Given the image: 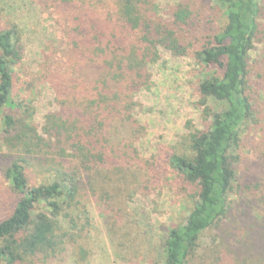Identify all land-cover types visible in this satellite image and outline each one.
I'll use <instances>...</instances> for the list:
<instances>
[{
	"label": "trees",
	"instance_id": "obj_1",
	"mask_svg": "<svg viewBox=\"0 0 264 264\" xmlns=\"http://www.w3.org/2000/svg\"><path fill=\"white\" fill-rule=\"evenodd\" d=\"M30 1L50 38L33 49L36 25L0 27V264H87L92 211L112 255L137 264L128 200L152 190L154 165L138 151V94L164 53L203 75L200 127L187 121L166 158L186 218L158 264H264V62L251 56L261 0H175L161 21L150 0Z\"/></svg>",
	"mask_w": 264,
	"mask_h": 264
},
{
	"label": "rangeland",
	"instance_id": "obj_2",
	"mask_svg": "<svg viewBox=\"0 0 264 264\" xmlns=\"http://www.w3.org/2000/svg\"><path fill=\"white\" fill-rule=\"evenodd\" d=\"M153 3L154 18L158 21L166 19L168 11L175 0H150ZM260 29L264 32V0L260 1ZM47 15V14H46ZM42 19V20H41ZM43 17L30 0H0V27L11 24L25 26L26 45H33L39 40L51 37V32ZM218 25V24H216ZM251 52L253 59L263 58L264 41H256ZM33 68L41 62L37 54L28 60ZM264 71V66L262 68ZM153 86L138 94L140 107L138 115L148 128V137L138 144L140 156L150 158L154 165L146 175L152 181V190L146 197L130 199L129 206L136 209L139 220L136 222L135 233L139 242L130 250V261L137 264H158L162 241L168 230L184 221L186 218V199L178 190L180 179L166 166L167 154L177 139L176 135L185 131L184 124L191 122L192 126L200 127L198 94L194 89L195 82L202 77V70L191 59L173 58L164 53L163 57L150 67ZM213 107L214 105L210 102ZM50 108L47 96L40 99L36 105L37 115L41 117ZM1 134V132H0ZM2 149L0 148V151ZM168 169H167V168ZM88 243L91 255L87 264H128L115 258L106 239L105 227L97 213L92 211ZM209 234L204 235V240ZM137 252L141 255H137Z\"/></svg>",
	"mask_w": 264,
	"mask_h": 264
}]
</instances>
